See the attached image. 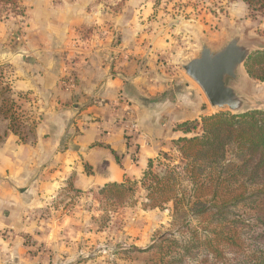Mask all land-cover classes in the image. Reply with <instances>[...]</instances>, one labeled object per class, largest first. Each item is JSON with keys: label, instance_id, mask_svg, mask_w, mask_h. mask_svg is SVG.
I'll use <instances>...</instances> for the list:
<instances>
[{"label": "crops", "instance_id": "crops-1", "mask_svg": "<svg viewBox=\"0 0 264 264\" xmlns=\"http://www.w3.org/2000/svg\"><path fill=\"white\" fill-rule=\"evenodd\" d=\"M61 7H49L45 0L27 7L24 45L7 56L15 67L14 97L22 98L23 92L35 96L40 114L33 138L22 142L9 132L0 145V264L12 257L19 263L24 259V233L36 228L24 224V209L61 190L84 192L139 178L164 142L180 135L175 123L190 118L182 115L178 103L180 111L173 105L181 91L157 60L163 52L142 45L144 36L154 32L148 19L151 5H142L147 11L140 16L148 17L140 23L145 30H135L131 17L127 30L138 38L127 48L105 35L95 46H84L78 30L106 18L90 1ZM116 22L115 17V30ZM4 33L0 27V35ZM126 115L139 126V134L131 139L125 135ZM165 120L176 122L169 125ZM0 123L5 130L7 121Z\"/></svg>", "mask_w": 264, "mask_h": 264}, {"label": "rangeland", "instance_id": "rangeland-1", "mask_svg": "<svg viewBox=\"0 0 264 264\" xmlns=\"http://www.w3.org/2000/svg\"><path fill=\"white\" fill-rule=\"evenodd\" d=\"M37 1L20 0L24 15H0V27L5 31L0 35V66L4 68L10 82L16 80V74L14 64L7 56H10V51L23 47L26 10ZM88 1L106 21H102L101 17L100 23L78 30L80 38L85 39L84 46H95L99 38L105 35L110 36V41L115 45L132 47L138 37L134 31L127 30L128 23L135 20L136 23L132 21L135 30H145L147 26L142 27L140 23L145 22L148 17L140 16L142 11H147L142 5L152 6L153 12L148 19L151 21L150 28L154 30L153 36H144L145 42L142 41V45L148 44L147 46L156 48L158 52H163L157 60L166 65L172 80L176 78L173 85L177 84L175 90L181 91V94L179 98L175 97L173 105L178 106V103L181 106L182 115L190 117L186 119L200 121L203 115L222 111L211 106L203 89L183 68L187 61L198 55L201 41L213 44L224 36L228 38L232 32L240 31L243 41L248 43L251 49H264V17L259 12H251L242 0H133L131 8L128 0L124 3L121 0H45L49 7H55L56 10L63 9L61 5L67 7L71 3ZM126 16L129 17L128 22H125ZM115 17L118 21L116 30L113 27ZM140 31L137 32L141 33ZM171 90V93L175 92ZM240 90L251 97L247 102L248 108L264 109V82L246 76ZM23 93L22 98H15L36 120V115L39 117L40 114L36 98ZM180 106L175 109L180 111ZM132 119V115L124 117V128L128 122L133 121ZM173 122L176 121L165 120L169 125ZM2 130L4 125L0 123V131L3 132ZM137 134L139 130L133 137ZM191 135L193 133L189 136ZM164 143L162 150L171 152L178 158V152L168 146L171 142ZM159 156L160 153L154 159L157 160ZM177 160L181 162L180 158ZM144 203V198L140 197L137 203L116 209L109 220L104 222L101 218L103 211L98 188L84 192L61 190L53 197L42 198L41 203L24 209V224L32 223L36 228L24 233V259L20 260L22 263L13 257L6 263L143 264V254L135 249H145L156 236L175 229L172 204L161 209L146 207ZM5 246L6 244L3 248Z\"/></svg>", "mask_w": 264, "mask_h": 264}, {"label": "trees", "instance_id": "trees-1", "mask_svg": "<svg viewBox=\"0 0 264 264\" xmlns=\"http://www.w3.org/2000/svg\"><path fill=\"white\" fill-rule=\"evenodd\" d=\"M242 1L264 17V0ZM10 13L25 14L20 0H0V15ZM245 68L252 79L264 82V49L252 53ZM3 69L0 119L7 126L0 145L9 132L25 142L35 136L38 121L18 103ZM173 129L180 135L169 147L181 162L161 150L140 178L99 186L101 218L106 222L140 197L150 208L172 204L175 229L135 249L143 254V264H264V109L220 111L200 121L181 120Z\"/></svg>", "mask_w": 264, "mask_h": 264}, {"label": "water", "instance_id": "water-1", "mask_svg": "<svg viewBox=\"0 0 264 264\" xmlns=\"http://www.w3.org/2000/svg\"><path fill=\"white\" fill-rule=\"evenodd\" d=\"M229 35L219 44L201 41L198 55L183 68L203 89L213 108L233 114L262 109L248 108L250 96L240 90L242 81L249 76L245 62L258 50L243 41L240 31Z\"/></svg>", "mask_w": 264, "mask_h": 264}, {"label": "built area", "instance_id": "built-area-1", "mask_svg": "<svg viewBox=\"0 0 264 264\" xmlns=\"http://www.w3.org/2000/svg\"><path fill=\"white\" fill-rule=\"evenodd\" d=\"M138 131V124L134 121L128 122L125 128V135L133 137V134Z\"/></svg>", "mask_w": 264, "mask_h": 264}]
</instances>
